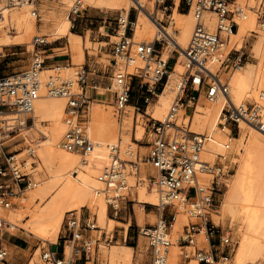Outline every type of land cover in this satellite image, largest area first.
Wrapping results in <instances>:
<instances>
[{"label": "built area", "instance_id": "2783aa9c", "mask_svg": "<svg viewBox=\"0 0 264 264\" xmlns=\"http://www.w3.org/2000/svg\"><path fill=\"white\" fill-rule=\"evenodd\" d=\"M39 1L7 0V3L20 5ZM183 1L190 10H194L196 18L191 40L184 50L188 70L181 77L176 96L165 119L163 121L148 119L146 126L151 128L155 137L148 142L149 151L141 158L155 169V173L148 175L145 182L150 189L155 188L159 192L160 203L155 207L159 210L160 217L155 224L138 229L139 236L149 241L150 260L144 263L133 261L132 264H170L168 259L172 247L170 228L177 213L175 201L183 203L192 219L184 226L183 235L179 239L182 248L180 264H190L193 258L199 264H215L221 259L229 260V250H221L219 256L215 253L217 247H231L232 239L228 232L219 230V226L212 218V212L216 211L215 194L222 192L226 186L224 181L233 174L232 160L230 156L222 153L217 155L214 162L202 159V151L206 143L214 138L215 131L198 133L191 128L201 95L211 102L219 97L227 100L220 115V126H227L230 129L229 140L224 143L226 151L231 148V139L239 135L242 122L264 133V105L235 104L229 94V78L223 82L218 74H214L206 66L208 62L220 58L222 34L237 31L238 24L235 18L245 15L247 6L239 5L237 0H181V3ZM133 2L134 6L127 15L120 12L115 19L119 26L117 34L121 25L125 26L124 33L113 44L111 59L113 67L111 81L117 85V89L112 93L121 114L131 102L133 84L136 80L139 89L145 90L149 96H156L163 91L170 77V62L177 61L178 56L176 49L172 51L170 58L165 59L163 56L165 47H170L172 44L177 48L178 45L170 34L163 39L156 37L152 42H137L133 34L134 21L141 12L164 28L163 25H167V21L158 20L154 10L153 12L149 10L148 3L152 2L154 9L157 8L168 15L172 12L174 0H133ZM82 7L83 0H75L70 11L73 21L82 13ZM208 11L217 16L215 31L211 30L205 21L204 13ZM258 19L264 27V3L258 6ZM48 44L50 43L40 37L35 40L37 48ZM233 52L236 56L231 59ZM44 55L42 51H36L27 70L0 75V264H10L5 240L9 224L3 210L17 206L16 200L36 185L32 175L22 170L26 160L19 155L26 152L29 157L35 156L34 145H23L25 139L21 133L26 126L34 125L32 116L34 104L41 96L40 77L46 67ZM248 58L245 52L232 51L222 65L236 69L244 65ZM137 62L143 65L138 66ZM132 66L135 69L134 73L129 71ZM89 76L87 65L77 68L74 79L62 76L61 70L56 68L55 73L50 75L44 84L48 95L67 99V131L60 146L70 152L86 153L91 148L86 133L88 111L93 100L89 90L95 91L96 95L100 94L97 85H89ZM149 96L144 98L147 104L150 101ZM261 98L264 99V92ZM140 110L141 108L137 107V111ZM181 111L184 113L180 120ZM112 153L113 163L100 174L99 181L104 184L106 191L111 193L110 213L114 219H118L122 211L121 204L130 198L132 187L128 182L129 172L126 162L119 158L118 148H113ZM132 166L137 174L140 171V163L134 162ZM200 174H207L211 179L207 183L200 182ZM128 202L134 204L133 200ZM168 208L173 212L171 219L165 218L164 215ZM63 228L62 255H59L58 247L56 250L49 248L48 252L43 253V259L50 261V264H80L82 259L85 260V264L89 261L95 262L101 242L110 246L114 241V236L109 238L105 232H100L101 229L98 228L95 218L92 219L89 215L83 219V216L76 211L68 213ZM86 232L97 233L95 236L86 237ZM203 232L210 245L208 251L198 247L197 237ZM215 237H218V246L212 245ZM67 245L71 246L69 256L66 254Z\"/></svg>", "mask_w": 264, "mask_h": 264}, {"label": "bare ground", "instance_id": "6f19581e", "mask_svg": "<svg viewBox=\"0 0 264 264\" xmlns=\"http://www.w3.org/2000/svg\"><path fill=\"white\" fill-rule=\"evenodd\" d=\"M247 1L250 3L253 0ZM242 2L243 0H238L239 5ZM74 3L75 0H45L38 7V2L8 5L7 0H0V53L4 52V47L11 45H26L29 51H33L36 46L33 47L32 40L38 34L37 25L40 21L45 24L46 36V39L40 37L41 39H45L49 43L61 39L68 40V47L64 54L70 55L72 62L67 65L44 68L40 77L42 82L41 96L35 102L32 114L34 125L25 127L32 129L35 126L48 138L34 146L35 157H27L24 166L33 169L32 164L36 163L38 170H46L48 178L40 184H37L33 179L36 185L27 190L26 194L21 196L22 198L16 200L18 207L3 210L9 224L7 230L15 233L24 230L48 246L58 244L63 223L70 212H80L84 208H88L93 210L100 226L104 225L107 220H109L107 224L115 222L108 219L107 216V201L111 202V196H106L108 197L106 201L107 198L105 199L103 194L106 189L103 183L99 181L100 174L113 163V148H118L119 158L126 162L129 172L128 178L134 176L138 179L136 180L138 185L140 182L143 183L137 189L138 198L136 199L135 210L139 218L142 219L145 215L144 204L158 206L160 203V195L157 189H150L148 185L146 186L145 180L148 179L146 174L148 171L154 174L155 169L141 159L140 154H146L148 148L141 147L137 143L143 140L145 136L146 124L144 126L141 120L137 119V116L135 117L133 105L126 106L121 114L116 105L115 110L113 109L114 103L108 100H95L89 107V119L86 125V133L90 139L91 148L84 153L70 152L60 146V142L67 131V99L61 96L48 95L44 84L49 76L55 73L56 68L61 70L62 76L74 79L78 66L85 64L90 39L88 34L81 36L71 32L73 21L70 17V11ZM180 3V0H174L172 12L168 15L157 8L154 9L152 2L148 3L149 10L151 12L154 10L158 20L169 19L168 25H163L164 28L142 12L134 21L135 41L152 42L156 37L163 39L170 34L178 43L177 48L171 44L170 47H165L163 50L164 58L168 59L171 57L172 51L176 49L177 61L169 72L170 77L163 91L157 93L156 101L149 103L150 105L148 104L146 107L144 116H147L148 119L157 121L165 119L176 96L181 77L188 70V61L184 50L191 40L196 18L193 9H189L187 14L179 13ZM261 3H264V0H261L258 6ZM133 6V0H83L82 8L120 11L127 15ZM253 9L254 6L250 5L245 15L235 18L238 29L230 34H222L220 58L206 64L207 68L214 74H218L223 82L229 78V94L235 104L254 101L255 104L264 105V99L261 98V94L264 92V27L257 18L258 8L257 11L255 10L257 13ZM204 18L209 28L215 31L217 16L208 11L204 13ZM124 30L125 26L122 24L119 34H117L118 36L115 35V38L119 40ZM251 34H256L257 37L252 45L251 54L258 62L256 64L246 63L233 69L232 73L230 72L228 75L225 66L229 65L223 66L222 63L232 51H241ZM35 49L34 52H36ZM222 59L224 60L221 61ZM137 65L142 66L143 64L137 62ZM182 67L185 68V71L180 73L177 68L182 69ZM129 71L134 73V66ZM224 76L227 78L223 79ZM113 84L116 83H112L110 88L112 92L117 89V85H114L115 88L113 89ZM226 103L227 100L223 97L211 102L204 95H201L191 128L198 133L215 131L214 138L206 143L202 151V159L205 161L214 162L217 155L221 153L231 157V154L236 150V154L231 160L235 165L238 164L237 172L231 181L232 175L224 181L228 191L224 194L221 210L217 213L212 212V218L214 217L216 221L219 219L220 223L221 220L227 218L232 223L235 221L241 223L238 230L241 242L235 254L234 264H245L247 260L255 259L257 255L264 252V133L250 124L242 122L239 135L243 131L242 134L248 139V142H241L242 146L235 148L236 143L233 140L240 142V139L244 138H242L243 136L238 137V139L233 137L231 148L226 151L224 143L229 140L230 129L227 126H220V115ZM183 113L184 111L180 112V120ZM124 114L126 116L122 120ZM136 114L141 115L143 113L137 111L136 107ZM119 122H122L121 127ZM122 125L125 130L124 136ZM154 137L155 135L151 132V140ZM23 155L24 153H21L19 157ZM134 162L140 163V171L137 174L134 166H132ZM146 176L147 179H145ZM210 179L211 176L207 174L199 175L200 182L207 183ZM135 191V189L132 191L133 196H135ZM174 205L177 216L170 228L172 247L168 259L170 264H179L180 250L182 249L178 244L180 229L182 224L189 220V213L183 203L175 201ZM24 219H28V222L24 223ZM129 226L130 224L125 225L126 231ZM101 230L100 232H102ZM200 236H204L205 242L208 243L204 232ZM40 252L41 248L37 250L36 254H40ZM70 252L71 246L67 245L66 254L70 255ZM134 252V249L128 246L114 245L103 250V257L108 258L110 264H131ZM7 259L11 260L10 251ZM221 262L227 264L229 260L221 259ZM190 264H199V262L193 260Z\"/></svg>", "mask_w": 264, "mask_h": 264}, {"label": "rangeland", "instance_id": "374dc122", "mask_svg": "<svg viewBox=\"0 0 264 264\" xmlns=\"http://www.w3.org/2000/svg\"><path fill=\"white\" fill-rule=\"evenodd\" d=\"M44 2H45V0H40L37 4L38 7H40ZM180 2H181V0H180ZM260 2H261V0H253V1H250V3H249L247 0H245V2L243 0L241 5L242 6L246 5L247 9H248V7H250V5H252V6H254L253 10L257 11V8H258V5ZM237 3H238V0H237ZM179 6H180V4H179ZM178 10L177 11L181 14H187L189 12V7L185 3V1H183L181 3L180 8H178ZM246 12H248V10H246ZM119 13H120V11H110V10H100V9H96V8H87V9H83L80 16L75 18L76 19L75 21H73V18L71 17L73 24L74 23L76 24L75 30L80 33L79 35L84 36L83 31L86 28L87 29L93 28L94 29L93 36L98 37L94 41V43H92V41L90 39V32L88 31L86 33V35L87 34L89 35L90 45L87 47L88 49L86 51L87 54H86V61H85L84 65H87L89 67L92 66V71L94 69H96L95 75H92L93 81L89 82V85H97L99 87L98 91L100 94V95H96L95 91L89 90V94L93 99L92 102H94L95 100H108V101L114 103L113 104L114 110H115L116 101H115V98L113 96V93H111L112 91H110L111 84H112L111 77H112V73H113V67L111 66V59L113 57V54H112L113 44L118 41V38L116 39L115 35H117V31H118L119 26H118V22L115 19L118 17ZM169 14H171V13L169 12ZM257 18H258V16H257ZM168 20L169 19H166V21H168ZM37 27H38V34L32 40L33 47L35 45L34 40L37 37H44L46 39L45 32H44L45 31L44 22L40 21L38 23ZM128 33L130 35V31ZM99 40L103 41L104 43L98 42ZM256 40H257L256 34H251V36H249L247 38L245 45H244V48L240 51V52H245L246 56L247 55L249 56L248 61L246 63L256 64L258 62V60L255 59L251 54L252 45L254 44V42ZM61 41L63 43H68L67 39H62ZM47 46H49V45H47ZM47 46H41L38 48L34 47L33 51H29L28 46H26V45H11V46L4 47V52L0 53V75L11 74L13 72H20V71L27 70L31 65V62H32V59H33V56L35 53L34 49L36 48L35 49L36 51H41L42 49H45ZM67 47H65V49L58 51V52L64 53ZM65 56L67 58H69V60L71 61L70 55L65 54ZM235 56H236V53L233 52L231 59H233ZM224 59H222L221 61H223ZM174 63H175V60H171L170 71L172 70ZM94 65H96L97 67L93 68ZM81 66H78V68H80ZM225 67H226L225 71L228 72V75L230 72L232 73L233 69L230 66H225ZM177 69L179 70L180 73L185 71V68H183V67H182V69L181 68H177ZM226 78H227V76L226 77L224 76L223 79H226ZM114 85H116V84H113V89L115 88ZM148 96L149 95L146 93L145 90L139 89V84H138V81L136 80L133 84V93H132V98H131L130 104L133 106H134V104H136L137 107L141 108L140 112L143 114L137 115L136 114V106H134L135 107L134 115H135V117L137 116V119L141 120V122L144 124V126H145V124L146 125L148 124L147 123L148 117L144 116L145 115V113H144L145 109L148 106V104L145 102L144 98L148 97ZM149 97H150L149 103H153L154 101H156V96H149ZM247 104H255V103H254V101H252V102L248 101ZM151 112H152V110H151ZM151 112H150V115H151ZM125 116L126 115L124 114L122 120L124 119ZM121 123L119 122L120 127H121ZM145 128H146V131L144 134L145 136L143 137V140H141V142H139L137 144L141 147H148V151H149L148 142L151 140V132L152 131H151V128H147V126ZM242 133H243V131H241L239 136L235 135V137L237 139H238V137L240 138V136H243L242 138H244V139H240L241 140L240 142H238L237 140L236 141L233 140L234 143H236L235 148L242 146V143L248 142V139ZM122 134H123V136L125 135V130H124L123 125H122ZM42 136H44V137H42ZM22 137L25 139L23 145L31 144L34 146L38 145L43 140L48 138L45 134H43L35 126H33L32 129L25 128L22 131ZM232 146H233V142H232ZM148 151H147V153H148ZM235 152H236V150H234V152L231 154V157H232L231 159L234 158V156L236 154ZM22 153H24V155L20 156V157H22L26 160L27 157H29V156H27L26 152H22ZM108 153H109V151H108ZM146 154H144V155L140 154L142 156L141 158H143V156H145ZM37 166H38V164H36V163H35V165H33V167H34L33 169H30L27 166H23L22 170L24 172L30 173L32 175V179H34L37 184H40V182L47 179L48 176H47L46 170L45 171L44 170H38ZM231 166L233 168V174H231L232 176L230 177V181L234 178V176L237 172L238 164L235 165L234 163H232ZM236 166H237V168H236ZM150 172L151 171H148V174H146V175H152ZM145 179H147V176ZM136 180H138V179L134 176H131L128 178L129 185L132 187L131 193H130V198L128 200L134 201L135 208L137 205L136 199L138 198L137 197V194H138L137 189H138V187H140L141 184H143L140 182L138 185ZM229 182H228V184H229ZM146 186H147V184H146ZM104 188H105V186H104ZM134 189L136 190L135 196H133V193H132V191H134ZM149 191L152 192V190H149ZM227 191H228V188L225 187V188H223L222 192L215 194L216 202H215L214 209L216 210L215 211L216 213L221 210V205H222V201L224 198V194ZM103 194H104V198L105 199L107 198L106 201L108 200V197H106V196H108V195L111 196V193H109L107 191H105ZM128 200L123 201V203L121 204L122 211H121L118 219L113 218L112 214L110 213L111 211H110V207H109V202L107 201L108 219L115 221V222H110V224H107V221H109V220H107L104 225L100 226L98 223V220H97V216L95 215V213L91 209L84 208L83 210H81L80 212H77V213L79 215L81 214L83 216V219L87 218L89 215H91L92 219L95 218L97 220L99 228L102 229L101 231L105 232L109 238L114 236V233L119 234V231L121 230V228L124 229L123 234L125 235V232H124L126 230L125 224H130V226H133V227H131V234H132L133 240H140L141 241V249L148 251V253H150L151 247L149 246L148 239L144 238L143 236H139L138 228L135 226L134 220L132 221L133 218L131 217V215L133 213L132 212L133 211V209H132L133 204L129 203ZM144 206H145V204H144ZM17 207L18 206H16L15 208H17ZM144 212L150 215L151 220H152V224H155L157 222L158 218L160 217L159 210L155 207V205H152V204H148V206H146V208H144ZM135 213H136V210H135ZM172 213H173L172 209L168 208L165 212V218L171 219ZM188 217H189V220L187 222H184L181 226L180 236L183 235L184 226L187 225L192 220L189 214H188ZM213 220H214V222L216 221V219H214V217H213ZM23 222L27 223L28 219H24ZM215 223H216V225L219 226L220 231L228 232L231 236V239H232L231 247H226V246L217 247L218 250H215V253H217L219 256L221 250H224V251L229 250L230 255H229V262L227 264H234L235 254H236V251L239 248L240 242H241L239 234H238V230L241 227V223L239 221H235V223H232L231 220L228 218L221 220V223H220L219 219H217V221ZM129 229H130V227H129ZM63 232H64V228L62 226V231H61L57 246H55V245L54 246H48V245L43 244V242L41 240H39L35 236L27 233L26 231L19 230V232H17V233H21L22 236H25L29 240L30 248L25 253L24 257H22V258H20V256L13 257V259L10 261V264H50V262H46L43 260V258H42L43 253L48 252L49 248H53V250H56V248H54V247H58V252L59 253L61 252V249L64 245V240L62 239ZM127 233H128V231H127ZM200 237L201 236L197 237V241L198 242L200 241L199 242L200 245L198 247L201 249H204L206 251L210 250V245H209V243L205 242L204 236L201 237V238H203L202 240ZM5 240L6 241H8V240L13 241L12 238H9L7 235L5 236ZM117 240L114 237V241L112 242V244H110V246H107L106 243L101 242V244H100L101 248L100 249H101L102 255H103V250H107L108 248H110L114 245H125L124 243L117 241ZM133 240L129 241V242L133 243ZM179 245H180V243H179ZM212 245H217V246L219 245L218 237H215L213 239ZM39 248H41V252H40V254L39 253L36 254V252ZM181 251H182V249L180 250V258H181ZM101 258L104 260V264H110L108 261V258H106V257H101ZM193 260H196V259H194V258L191 259V262ZM133 261H134V254H133V259H132L131 264L133 263ZM180 263H181V261L179 262V264ZM217 264H222L221 260H219L217 262ZM245 264H264V252L261 253L260 255H257L255 257V259L247 260L245 262Z\"/></svg>", "mask_w": 264, "mask_h": 264}, {"label": "crops", "instance_id": "0c3cea01", "mask_svg": "<svg viewBox=\"0 0 264 264\" xmlns=\"http://www.w3.org/2000/svg\"><path fill=\"white\" fill-rule=\"evenodd\" d=\"M73 25L74 26H72L73 28L71 29V32L79 35L80 33L75 30L76 24L74 23ZM88 31L90 32V39H91L92 43H94V41L98 38V37L93 36L94 29L93 28H90V29L86 28L83 31L84 36L86 35V33ZM61 40L54 41V42L48 44L49 46H47L45 49L41 50L43 53H45L44 57L46 58V67L49 68V67L56 66V65H67V64H69V62H71L69 60V58H67L65 56L64 53L58 52V51L65 49V47L68 46L67 45L68 43H63ZM98 42L104 43L103 41H100V40ZM96 67H97L96 65L93 66V68H96ZM88 70L90 72L89 79H90V82H92L93 81L92 75H95L96 69H94L92 71V66H90L88 68ZM134 106H136V104H134ZM146 148H148V147H146ZM132 206H133V208H132L133 213L131 215V217L133 218L132 221L134 220L135 226L138 229L140 227L152 224V220H151V217L149 216V214L145 213L143 218L140 219L138 213L137 212L135 213V204H133ZM146 206H148V205H146ZM146 206H144V208H146ZM125 225H127V224H125ZM129 227H130V229L128 228V230H127L128 233L126 230L124 231L125 235L123 234L124 229H122V228L119 231V234L114 233L115 239L116 240L118 239L117 241H120V242L124 243L126 246L134 249V251H135L134 252V261H140L142 263L149 261L151 252L148 253V251L141 249V241L140 240H133L132 234H131V227H133V226H129ZM96 233L97 232H86L85 236L86 237H92V236H95ZM6 235L9 238H12V240H13V241H9V240L6 241V246H7L8 250L11 252V260L13 259V257H16V256H20V258L24 257L25 253L30 248L29 240L25 236H22L21 233H15V232H12L10 230H7L5 236ZM132 240H133L132 244H134V246H129L128 243H130L129 241H132ZM178 244H179V242H178ZM54 248H56V247H54ZM59 255L60 256L62 255L61 252L59 253ZM101 257H103V255H102L101 249H100L98 254H97V259L95 260V262L89 261L87 264H92V263L93 264H104V260ZM180 261H181V258H180ZM80 264H85V260L82 259V261H80Z\"/></svg>", "mask_w": 264, "mask_h": 264}, {"label": "trees", "instance_id": "16d2710c", "mask_svg": "<svg viewBox=\"0 0 264 264\" xmlns=\"http://www.w3.org/2000/svg\"><path fill=\"white\" fill-rule=\"evenodd\" d=\"M185 13H186V12H185ZM128 245H129V246H134V244H132V243H128Z\"/></svg>", "mask_w": 264, "mask_h": 264}]
</instances>
